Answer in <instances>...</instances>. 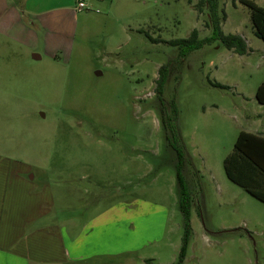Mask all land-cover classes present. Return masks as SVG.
<instances>
[{"label": "rangeland", "instance_id": "obj_1", "mask_svg": "<svg viewBox=\"0 0 264 264\" xmlns=\"http://www.w3.org/2000/svg\"><path fill=\"white\" fill-rule=\"evenodd\" d=\"M78 3L0 0L41 5L44 14L40 42L30 45L26 19L9 27L13 15L0 11V169L20 167L34 186L65 194L77 208L138 201V229L158 238L143 250L154 258L144 264L179 260L187 236L180 170L191 226L182 264H264V203L224 169L241 131L264 132L256 99L264 41L253 33L250 9L217 1L227 16L223 32L243 36L253 52L240 56L214 40L181 56L172 41L195 29L201 40L214 35L199 0H85L84 10ZM57 6L67 11H48Z\"/></svg>", "mask_w": 264, "mask_h": 264}, {"label": "crops", "instance_id": "obj_2", "mask_svg": "<svg viewBox=\"0 0 264 264\" xmlns=\"http://www.w3.org/2000/svg\"><path fill=\"white\" fill-rule=\"evenodd\" d=\"M1 8L13 15L9 27L26 19L29 44H39L35 30L43 31V6ZM48 11L66 12L67 7ZM33 57L38 61L43 56ZM257 135L264 137V132ZM26 175L20 167L0 169V264H127V257L144 264L154 259L142 255L158 238L138 229L136 219L143 214L138 201L104 210L94 204L77 208L65 203V194L55 196L43 183L34 186Z\"/></svg>", "mask_w": 264, "mask_h": 264}, {"label": "trees", "instance_id": "obj_3", "mask_svg": "<svg viewBox=\"0 0 264 264\" xmlns=\"http://www.w3.org/2000/svg\"><path fill=\"white\" fill-rule=\"evenodd\" d=\"M218 0H199L197 11L202 13L205 9L209 12L210 23L208 27L213 29V37L201 40L198 30H194L188 39L175 40L171 44L181 47V56L200 49L205 44L214 40L222 42L224 47L240 56L251 52L246 40L238 34H225L221 27V21H226L227 16L224 13L221 18L218 12ZM241 2L250 9V20L254 35L264 41V7L259 6L251 0H241ZM170 65L162 66L159 70V79L157 81V94L163 95L164 85L168 77ZM215 87L225 89L226 87L216 83ZM256 99L259 104L264 105V82L259 86ZM177 118V110L174 111ZM172 148L177 152L179 158H183V150L177 143H171ZM180 169V168H179ZM224 169L227 178L234 184L243 188L251 196L264 203V137L241 131L236 140L234 151L225 159ZM178 180L181 189V209L185 215V226L187 236L181 249L179 260L176 264H182L186 250L188 236L191 231L189 201L185 195V188L178 170Z\"/></svg>", "mask_w": 264, "mask_h": 264}, {"label": "built area", "instance_id": "obj_4", "mask_svg": "<svg viewBox=\"0 0 264 264\" xmlns=\"http://www.w3.org/2000/svg\"><path fill=\"white\" fill-rule=\"evenodd\" d=\"M78 8H79V10H84L87 8V5L83 1L79 0Z\"/></svg>", "mask_w": 264, "mask_h": 264}, {"label": "water", "instance_id": "obj_5", "mask_svg": "<svg viewBox=\"0 0 264 264\" xmlns=\"http://www.w3.org/2000/svg\"><path fill=\"white\" fill-rule=\"evenodd\" d=\"M38 58H40V57L38 56Z\"/></svg>", "mask_w": 264, "mask_h": 264}]
</instances>
